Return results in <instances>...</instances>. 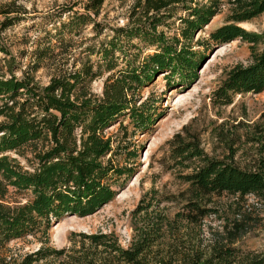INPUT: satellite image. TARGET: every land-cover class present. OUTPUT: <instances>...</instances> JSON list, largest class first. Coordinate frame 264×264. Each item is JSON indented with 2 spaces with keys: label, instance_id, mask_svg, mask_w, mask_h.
I'll list each match as a JSON object with an SVG mask.
<instances>
[{
  "label": "trees",
  "instance_id": "trees-1",
  "mask_svg": "<svg viewBox=\"0 0 264 264\" xmlns=\"http://www.w3.org/2000/svg\"><path fill=\"white\" fill-rule=\"evenodd\" d=\"M134 1L132 10L134 15L138 12L137 20L116 28L100 50L106 65H113L120 36L146 39L160 50L146 55L140 67L127 64L108 74L100 97L89 88L100 74L93 70L89 59L78 69L52 76L45 85L33 76L38 62L30 70H23L20 78L13 73L7 78L0 76V247L18 237H44L41 246L20 261L0 255V264H264V253L240 254L233 246L245 232L239 219L233 220L230 227L223 226L208 242L199 235L203 220L214 212L210 206L213 196L227 193L237 198L264 197V137L253 165L247 168L210 157L198 142H175L174 163L192 167L182 175L187 186L179 193L181 207L169 217L161 210H149L152 198L142 199L132 212V236L126 247L112 231H73L68 246L46 245L53 220L69 214L89 215L112 199L111 181L128 168L114 162L119 150L105 137L104 130L125 110H132L129 93L140 84L143 73L148 76V71L170 67L174 60L183 61L156 33L161 15L181 3L189 15L182 18L185 37L214 15L210 7L192 8L191 0ZM103 2L87 0L85 13L69 19L71 30L82 24H92L96 29L100 23L94 17ZM228 2L231 8L225 23L210 32L209 38L216 44L236 38L247 41L252 62L237 64L227 72L214 94L223 105L232 102V95L264 90V48L256 50L261 38L240 25L264 13V0ZM11 12L14 10L4 11ZM15 22V18H6L0 28ZM0 52L7 53L1 43ZM52 52L48 45L36 57L44 59ZM137 116L142 119L141 113ZM180 137L177 133L173 141ZM10 152L22 156L29 167L21 165ZM9 188L27 193L25 201L3 203Z\"/></svg>",
  "mask_w": 264,
  "mask_h": 264
},
{
  "label": "rangeland",
  "instance_id": "rangeland-1",
  "mask_svg": "<svg viewBox=\"0 0 264 264\" xmlns=\"http://www.w3.org/2000/svg\"><path fill=\"white\" fill-rule=\"evenodd\" d=\"M86 1L0 0V25L6 18L16 19L8 28H0V43L7 50L6 54L0 52V76L7 78L13 73L20 78L23 70H30L38 62L33 76L45 85L52 76L78 69L89 59L93 70L100 72L89 88L100 97L108 74L127 64L140 67L146 55L160 50L146 39L120 36L113 65L108 67L100 50L114 36L116 28L137 20L139 14L134 15L132 10L135 1L104 0L94 17L100 23L96 29L92 24H82L71 30L69 19L85 13ZM189 4L192 8L210 7L214 15L186 37L182 18L189 15L181 3L161 15L156 33L183 61L174 60L170 67L148 71V76L143 73L140 84L129 93L132 110H125L103 132L119 150L114 162L128 168L111 181L112 199L89 215L69 214L53 220L46 236L47 246H68L73 231H112L126 247L132 236V212L142 199L152 198L149 210H161L173 217L182 204L179 193L187 186L182 175L192 168L172 160V148L179 139L198 142L210 157L234 162L242 168L253 165L264 137V90L232 95L228 105L220 104L214 96L232 67L252 62L250 44L240 38L216 44L209 38L210 32L225 23L231 8L228 0H191ZM10 10L14 12L4 13ZM240 25L260 36L256 50L263 49L264 13ZM48 45L53 52L38 59L37 53ZM177 133L181 137L173 141ZM10 155L29 167L22 156L13 152ZM26 194L9 188L2 202L20 204ZM210 206L214 212L205 217L199 234L204 242L239 219L245 232L233 246L240 254L264 253V197L237 198L223 193L213 196ZM41 241L44 237L38 235L11 239L2 244L0 255L20 261L26 253L37 250Z\"/></svg>",
  "mask_w": 264,
  "mask_h": 264
}]
</instances>
